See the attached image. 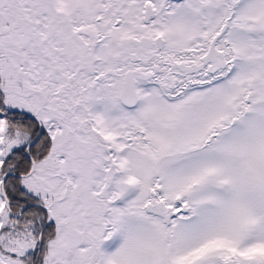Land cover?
<instances>
[{
    "label": "snow or ice",
    "instance_id": "snow-or-ice-1",
    "mask_svg": "<svg viewBox=\"0 0 264 264\" xmlns=\"http://www.w3.org/2000/svg\"><path fill=\"white\" fill-rule=\"evenodd\" d=\"M0 264H264V0H0Z\"/></svg>",
    "mask_w": 264,
    "mask_h": 264
}]
</instances>
